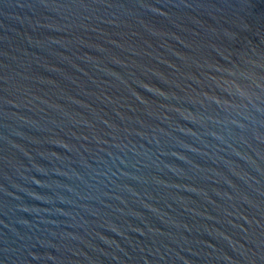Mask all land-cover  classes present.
Instances as JSON below:
<instances>
[{
	"label": "water",
	"instance_id": "1",
	"mask_svg": "<svg viewBox=\"0 0 264 264\" xmlns=\"http://www.w3.org/2000/svg\"><path fill=\"white\" fill-rule=\"evenodd\" d=\"M0 264H264V0H0Z\"/></svg>",
	"mask_w": 264,
	"mask_h": 264
}]
</instances>
